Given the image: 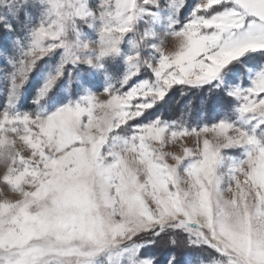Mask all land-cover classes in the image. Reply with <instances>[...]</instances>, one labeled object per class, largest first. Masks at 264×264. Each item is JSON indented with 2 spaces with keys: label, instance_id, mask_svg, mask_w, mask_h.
<instances>
[{
  "label": "snow or ice",
  "instance_id": "obj_1",
  "mask_svg": "<svg viewBox=\"0 0 264 264\" xmlns=\"http://www.w3.org/2000/svg\"><path fill=\"white\" fill-rule=\"evenodd\" d=\"M0 79V264H264V0H0Z\"/></svg>",
  "mask_w": 264,
  "mask_h": 264
},
{
  "label": "trees",
  "instance_id": "obj_2",
  "mask_svg": "<svg viewBox=\"0 0 264 264\" xmlns=\"http://www.w3.org/2000/svg\"><path fill=\"white\" fill-rule=\"evenodd\" d=\"M192 102L190 112H185L186 106ZM203 106L200 104V98L196 95L181 96L179 92L172 94L168 104L162 109L165 117L172 119H179L184 116L185 119L192 121L198 120L202 113Z\"/></svg>",
  "mask_w": 264,
  "mask_h": 264
},
{
  "label": "rangeland",
  "instance_id": "obj_3",
  "mask_svg": "<svg viewBox=\"0 0 264 264\" xmlns=\"http://www.w3.org/2000/svg\"><path fill=\"white\" fill-rule=\"evenodd\" d=\"M172 47V43L169 42L168 45H166V48L170 49ZM4 82L2 79H0V103L4 102V99H5V95H4ZM188 146L189 147H194V143L192 141H189L188 142ZM2 198V197H0ZM9 198H11L10 194H9ZM205 259L207 258L206 256L204 257ZM164 257L163 255L161 254V261H163Z\"/></svg>",
  "mask_w": 264,
  "mask_h": 264
}]
</instances>
